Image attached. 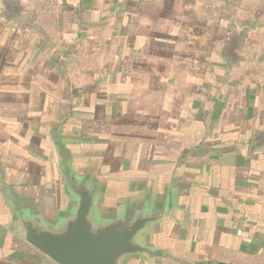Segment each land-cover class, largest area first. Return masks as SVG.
Here are the masks:
<instances>
[{
    "label": "crops",
    "instance_id": "crops-1",
    "mask_svg": "<svg viewBox=\"0 0 264 264\" xmlns=\"http://www.w3.org/2000/svg\"><path fill=\"white\" fill-rule=\"evenodd\" d=\"M5 1L0 264H57L18 227L71 178L97 223L157 217L120 264H264V0Z\"/></svg>",
    "mask_w": 264,
    "mask_h": 264
},
{
    "label": "water",
    "instance_id": "water-1",
    "mask_svg": "<svg viewBox=\"0 0 264 264\" xmlns=\"http://www.w3.org/2000/svg\"><path fill=\"white\" fill-rule=\"evenodd\" d=\"M21 6V0H6L5 16L14 15ZM71 182L77 199L72 214L61 227H47L39 218H21L18 229L28 244L57 264H120L126 256L147 252L138 238L156 216L97 223L92 216L94 190L87 182L74 178Z\"/></svg>",
    "mask_w": 264,
    "mask_h": 264
},
{
    "label": "rangeland",
    "instance_id": "rangeland-1",
    "mask_svg": "<svg viewBox=\"0 0 264 264\" xmlns=\"http://www.w3.org/2000/svg\"><path fill=\"white\" fill-rule=\"evenodd\" d=\"M26 14H29L30 17L32 18V17H33L32 14H34V12H33V10H31V9H27V11L23 12L21 15H26ZM16 20H17V19H16ZM15 23H16V21H15Z\"/></svg>",
    "mask_w": 264,
    "mask_h": 264
}]
</instances>
